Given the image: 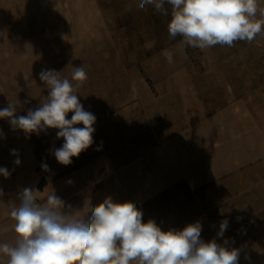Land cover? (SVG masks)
<instances>
[{
  "label": "crops",
  "instance_id": "1",
  "mask_svg": "<svg viewBox=\"0 0 264 264\" xmlns=\"http://www.w3.org/2000/svg\"><path fill=\"white\" fill-rule=\"evenodd\" d=\"M138 3L0 0V108L35 110L49 92L39 74L54 69L96 117L93 143L67 166L54 156L58 129L26 133L0 119L10 173L0 175V244L15 245L10 212L30 188L42 206L54 192L77 219L110 197L164 231L198 221L201 239L237 249L238 264H264V25L250 43L200 50L170 38V15ZM262 10L258 0L255 19ZM79 66L82 83L71 79Z\"/></svg>",
  "mask_w": 264,
  "mask_h": 264
},
{
  "label": "clouds",
  "instance_id": "2",
  "mask_svg": "<svg viewBox=\"0 0 264 264\" xmlns=\"http://www.w3.org/2000/svg\"><path fill=\"white\" fill-rule=\"evenodd\" d=\"M146 4L170 15V38L180 36L185 46L200 50L216 45L232 47L235 41L250 43L264 25V20L255 19L258 0H139L138 7L143 9ZM164 55L171 65L173 54L165 51ZM39 78L49 89L40 106L17 117L16 107L9 103L0 108V119L8 118L14 128L26 133L58 129L57 138H63L64 143L54 156L60 164L70 165L73 157L93 143L96 117L84 110L76 88L69 79H61L59 72L42 70ZM71 79L84 82V68L73 67ZM69 112L73 113L71 119L66 118ZM79 124L83 127L75 126ZM14 162L20 164L19 159ZM0 175L8 177L10 173L0 168ZM35 192L24 188L18 206L10 212L18 239L14 246L0 244V252L9 257L8 264H238L237 249L229 250L215 239H201L198 221L181 230L164 231L152 219L144 223L143 213L134 203H116L110 197L91 207L85 219H77L63 211L65 201L54 192L43 206ZM227 226V221L221 223L219 236Z\"/></svg>",
  "mask_w": 264,
  "mask_h": 264
},
{
  "label": "trees",
  "instance_id": "3",
  "mask_svg": "<svg viewBox=\"0 0 264 264\" xmlns=\"http://www.w3.org/2000/svg\"><path fill=\"white\" fill-rule=\"evenodd\" d=\"M72 161H75V157L72 158Z\"/></svg>",
  "mask_w": 264,
  "mask_h": 264
}]
</instances>
